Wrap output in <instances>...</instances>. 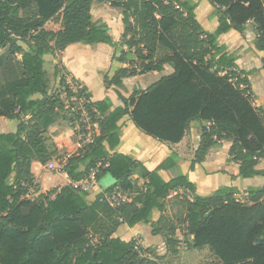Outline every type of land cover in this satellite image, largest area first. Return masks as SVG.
Wrapping results in <instances>:
<instances>
[{"label":"trees","instance_id":"trees-1","mask_svg":"<svg viewBox=\"0 0 264 264\" xmlns=\"http://www.w3.org/2000/svg\"><path fill=\"white\" fill-rule=\"evenodd\" d=\"M94 1L0 0V49L21 55L20 64L10 60L0 67V117L18 121L16 131L0 132V264H164L147 256L143 246L136 249L135 241L114 236L121 224L150 223L155 210L162 214L153 232L163 235L173 253L181 242L179 230L186 240L193 236L188 248L211 251L209 264H264V187L252 189L247 201L230 186L202 195L184 173L168 181L161 176L169 159L150 170L115 151L121 142L118 122L128 114L146 134L173 144L198 120L202 140L191 169L225 138L231 140L230 160L239 163L234 180L264 175L258 168L264 158V109L256 105L250 72L218 41L231 29L243 33L253 24L256 48L264 51V0H210L218 16L214 32L203 28L192 0H97L124 10L119 44L127 49H117L113 59L128 62L134 55L135 60L117 72L118 82L162 73L167 64L174 69L111 112L107 101H91L89 110L99 123L95 141L73 154L64 169L76 182L97 162H108L97 178L110 176L113 183L103 190L119 187L130 199L111 207L100 200L103 193L89 201L90 192L73 184L40 199L28 196L37 188L32 163L46 164L61 152L58 143L75 142L71 127L55 126L67 108L58 91L48 93L46 56L77 42L116 44L108 29L92 20ZM60 14L63 27L47 29ZM60 72L56 65V75ZM59 84L69 99L73 92L64 72ZM169 205L176 207L173 214L167 213Z\"/></svg>","mask_w":264,"mask_h":264},{"label":"crops","instance_id":"crops-1","mask_svg":"<svg viewBox=\"0 0 264 264\" xmlns=\"http://www.w3.org/2000/svg\"><path fill=\"white\" fill-rule=\"evenodd\" d=\"M192 1L197 3L195 12L203 28L210 32L216 31L218 28V16L215 14V6L210 0ZM123 11L121 7L113 6L110 2L96 0L92 3V20L96 24L105 26L116 44L104 42L87 44L77 42L69 45L56 55H47L45 68L48 72L49 94H52L53 90L56 91L60 88L59 81L64 72L67 81L72 85L84 88L88 92L92 102L107 101L109 104L108 112H111L117 107L124 106L126 100L130 98L135 90L144 91L163 76L174 71L173 67L167 64L162 73L147 72L128 76L122 78L120 82L115 79L117 72L121 68L129 67L131 61L135 60L134 55L129 56L128 62L113 59V55L117 49H127V46L122 47L119 44L126 29L123 21ZM53 23V21L48 22L46 28L54 31L61 29L63 27V15H59V21L55 25L57 28L50 27V24ZM255 36L256 32L253 24H249L243 33L231 29L218 36L219 43L225 45L231 53L237 56L239 67L250 72V77L255 71L253 67L247 65V62H252L255 59L253 57L256 53H264V51L256 48ZM56 65L63 69V72H60L59 75L55 73ZM58 93H61L60 90ZM60 96L65 101L63 95L60 94ZM38 97L40 96H35V98ZM9 99L6 98L4 100ZM258 106L264 109V104ZM61 118L69 121V116L65 115V111ZM8 123L9 118L0 117V132L5 131ZM118 126L121 142L115 151L142 162L150 170L155 169L163 161L169 159L167 168L160 170L161 176L167 181L180 173H184L196 184L199 194L209 195L223 186H230L235 190V195L238 199H240L239 196H242L240 199L242 201H247L248 194L252 189L264 187V175L262 174L251 178L238 177L235 180L233 179V175L238 172L239 163L230 160V139H221L216 145L210 147L204 155L203 161L197 163L195 168L191 169V163L196 156V151L202 140V123L198 120L191 123L190 129L183 140L175 144L168 141H157L159 139L156 138L153 139L154 137L137 127L130 114L123 117L118 122ZM69 127L71 126L69 125L63 129L57 128L65 130ZM58 147L61 151L64 149L70 152L74 150L75 142L72 145L60 142L58 143ZM258 168L264 170V158L260 159ZM81 169H85L83 164L81 165ZM32 171L37 185V189L33 193L34 199H40L51 189L61 188L73 183L67 172H48L45 170V164L39 161L32 163ZM142 182L143 180L140 181V183ZM112 183L113 180L109 177L98 181L96 187L89 193V201L95 200L97 195ZM176 194V191L172 192L170 198H173ZM171 207L169 205L167 209V213L169 214H173L176 210V207H172L173 209ZM161 214L160 211L155 210L152 220L148 224L138 223L133 227L125 223L121 224L114 233V236L127 241L134 239L135 236H140L141 246L148 249L147 254L149 256L155 253L158 256L166 257V255L171 254L172 250H169L166 246L162 234H155L153 232V223L158 221ZM177 235L181 237V242L176 247L178 252L174 253L173 256H180L182 260H190L191 257L197 255L198 249L188 248L187 240L192 241L193 236H188L186 240V237L184 239V235L179 230L177 231Z\"/></svg>","mask_w":264,"mask_h":264},{"label":"built area","instance_id":"built-area-1","mask_svg":"<svg viewBox=\"0 0 264 264\" xmlns=\"http://www.w3.org/2000/svg\"><path fill=\"white\" fill-rule=\"evenodd\" d=\"M68 83L73 92V95L69 98V105L70 114L72 116L71 127L75 135V147L73 151L69 152V154L64 152L58 153L45 164L46 169L50 171L55 170L57 173L64 171L72 154L85 151L94 143L96 131L99 126L98 120L92 116L89 110L91 98L88 95V92L81 91L82 87L78 85H72L69 81ZM103 164L105 167L109 165L108 162H97L89 169L83 179L73 182L72 184L76 188L90 192L98 184L97 176ZM100 193H103L100 200L115 208L123 205L130 199V194L119 187L114 188L111 191L102 190ZM28 196L34 199L32 192L29 193ZM139 245L141 244H136L135 248L138 249Z\"/></svg>","mask_w":264,"mask_h":264},{"label":"rangeland","instance_id":"rangeland-1","mask_svg":"<svg viewBox=\"0 0 264 264\" xmlns=\"http://www.w3.org/2000/svg\"><path fill=\"white\" fill-rule=\"evenodd\" d=\"M59 21V17L53 21V24H50L51 28H57V26H55ZM250 36V34H249ZM264 56V53L262 54H258L256 53L255 56L253 58V61H249L247 62V65L250 67H253L255 73L251 74V77L249 76L252 85H253V89H254V93L256 95V105H262L264 104V58H262ZM20 57L21 55L18 54L17 56H11L9 53V49L8 47L1 49L0 50V67L2 65H4L7 61L10 60H15L18 64H20ZM263 63V64H262ZM155 75V74H153ZM157 78V77H155ZM60 85V84H59ZM60 87V86H59ZM56 89V88H54ZM60 90V94L63 95L64 99H65V103H66V112L65 115H68L70 117L69 121H65V119H58V121L56 122V126L59 127L60 129H63L65 127H68L69 125L71 126V114H70V101L69 99L66 98V91H64L61 87L58 88L59 91ZM55 91V90H53ZM50 121V118H46L42 123L45 126L48 122ZM17 120L16 119H9V123L5 129L4 132H9V131H16L17 130ZM155 139V138H153ZM160 141V140H157ZM61 152L64 153H68L69 151L62 149ZM71 152V151H70ZM71 154V153H70ZM74 155L72 154L70 158H72ZM45 170H47L48 172H53V173H57V171H50L48 169L45 168ZM109 178H111L110 176H107ZM112 179V178H111ZM37 188H32L31 192L34 193V190H36ZM240 199L242 198V196H239ZM172 208V207H171ZM173 209V208H172ZM129 226V225H128ZM185 239V236H183ZM188 238V237H187ZM133 241H135L136 244H141L140 243V236H135L134 239H132ZM174 253L171 252V254H169L168 256L166 255V257H161L158 256L155 253H152L150 256L153 258H157L159 260H161L164 264H209L211 261L214 260V256L212 255L211 251L206 248L203 250H199L197 252V255H195L194 257H191V259H185L182 260L180 256H173ZM147 256H149L146 253Z\"/></svg>","mask_w":264,"mask_h":264}]
</instances>
